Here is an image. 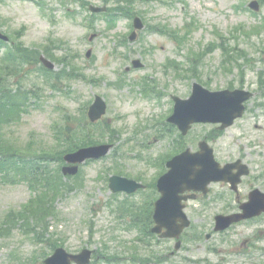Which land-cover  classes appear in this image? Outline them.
<instances>
[{
    "label": "rangeland",
    "instance_id": "1",
    "mask_svg": "<svg viewBox=\"0 0 264 264\" xmlns=\"http://www.w3.org/2000/svg\"><path fill=\"white\" fill-rule=\"evenodd\" d=\"M250 1L0 0V27L9 36L0 43V93L22 92L8 118L4 112L0 145L7 154L23 160L46 151L56 168L52 159L61 161L73 142L114 144L105 158L83 164L78 176L59 180L50 198L44 189L33 191V176L0 171V264L42 262L57 246L92 249L90 264H149L156 252L157 264H264V215L214 233L215 216L237 209L227 185L212 184L207 195L189 201L192 225L177 255L167 256L175 241L159 243L150 231L164 161L194 150L198 140L210 139L222 162L244 156L251 172L240 188L264 189V0L259 14L246 9ZM91 4L108 10L94 13ZM133 13L145 27L131 40ZM135 59L144 66L135 67ZM196 81L210 89L247 88L255 96L245 116L224 131L201 123L183 135L160 124L171 95L189 96ZM96 94L108 112L88 124ZM7 105L0 100V111ZM113 174L148 189L115 193Z\"/></svg>",
    "mask_w": 264,
    "mask_h": 264
},
{
    "label": "water",
    "instance_id": "2",
    "mask_svg": "<svg viewBox=\"0 0 264 264\" xmlns=\"http://www.w3.org/2000/svg\"><path fill=\"white\" fill-rule=\"evenodd\" d=\"M250 6L256 10L260 8L258 1H252ZM93 11H103L106 7L91 5ZM135 26L138 29L143 28L142 20L137 17ZM136 37L134 32L131 39ZM0 38L7 39V36L1 33ZM90 55V52H88ZM44 63L54 68V64L42 57ZM136 67L142 66L140 60H135ZM254 94L249 91H211L199 83L194 84V91L191 97L180 99L175 97L176 105L175 112L170 117V120L179 124V127L184 133H187L191 124L195 121L205 122H223L222 128L230 125L237 117L242 116L243 102L251 98ZM106 112V103L102 97L97 96L95 103L90 107L89 115L92 120H97ZM111 148V145L103 144L98 146H90L80 148L78 151L67 154L65 159L74 164L65 166L63 171L65 174H75L78 172L79 165L89 158H100L106 155ZM202 151L192 154L186 151L179 156H176L168 164L171 171L162 176L159 180L158 188L162 192V196L156 201L155 215L157 225L153 228L155 232H161L163 228H167L163 237H179L183 229L189 225L188 218L185 212L182 211V199L187 196H180V192L185 190H203L207 191V185L210 181L226 180L232 181L234 188L238 183L234 176L228 175L231 167L230 164L226 167H221L215 161L213 149L208 147L206 142L201 144ZM238 176V175H237ZM110 186L114 191L134 192L141 187L140 183L134 180H129L119 176L110 178ZM242 212L229 215H218L216 217V230H223L234 222L241 221L246 218L260 215L264 212V193L258 189L251 195V200L241 205ZM180 220L181 223L177 222ZM180 242L176 245L179 248ZM91 251L83 250L79 254H70L64 248L59 247L49 256L44 264H71L75 260L79 264H87L90 262Z\"/></svg>",
    "mask_w": 264,
    "mask_h": 264
},
{
    "label": "trees",
    "instance_id": "3",
    "mask_svg": "<svg viewBox=\"0 0 264 264\" xmlns=\"http://www.w3.org/2000/svg\"><path fill=\"white\" fill-rule=\"evenodd\" d=\"M10 52V51H9ZM9 56L13 57L16 55H13L12 52H10ZM2 93V94H1ZM0 93V100L6 99L8 103V110H3V112L0 111V134L2 133V125L3 120L6 117L8 118L9 111H12L16 106V100L21 96L22 92H14V90L8 89L7 91ZM29 103L23 102L22 106L26 107ZM5 112V113H4ZM12 118H10L11 120ZM77 141V140H76ZM79 147V145L76 142H73L71 146L67 148V151L75 150ZM64 151V152H65ZM36 154V153H35ZM31 158H27L25 155L22 156L24 158L23 160H20L19 156L16 155L13 152H10L7 154V148L0 145V171L8 170L9 173H14L15 171L22 174V177L28 178V176H33L31 179V185L34 190H39L41 188H44L46 195L48 198L52 196L53 191L58 190L59 186V180L64 177L59 172V170H56L52 168L50 165H48L50 160V154L46 151L39 152ZM28 159V160H26ZM46 197V198H47ZM28 205L25 206V208ZM45 209H49V206H47ZM43 209V210H45ZM32 213H34L37 208H34L33 206L29 209ZM26 216V219L30 223L28 216ZM1 231V228H0Z\"/></svg>",
    "mask_w": 264,
    "mask_h": 264
},
{
    "label": "flooded vegetation",
    "instance_id": "4",
    "mask_svg": "<svg viewBox=\"0 0 264 264\" xmlns=\"http://www.w3.org/2000/svg\"><path fill=\"white\" fill-rule=\"evenodd\" d=\"M162 120V118L159 120L160 122V124H163V121H161ZM239 120V119H238ZM238 120H236L235 121V123L238 121ZM218 128V127H217ZM177 129H178V127H177ZM205 140H207L209 143L211 142L210 141V139H208V138H206ZM200 141L201 140H198V145H199V143H200ZM197 149H198V147H197ZM196 149V150H197ZM177 153H179V152H175L172 156H170V157H168V158H166V160L164 161V171H163V173L164 172H166L167 170H168V167H167V164H168V160L171 158V157H173L175 154H177ZM222 164H231V163H234V165L231 167V171H229L228 172V175H231V176H234L235 177V179L236 180H240V182L238 183L239 185H236V189H234L233 190V184L231 183V182H225V181H220V182H217V183H220V184H222V185H227L231 190H233V193H234V197H235V200H236V205H237V209H235L234 211H236V210H239V208H240V206L243 204V203H245V202H247L250 198V196H251V193L253 192V190L254 189H256V188H259L260 190H262V191H264V189H262V188H260V187H257V186H251L250 188H249V190L247 191V190H243V189H241L240 188V185L243 183V181H244V178L246 177V176H248V175H246V176H243V177H238L237 176V174L240 172V173H242V174H244V173H246V172H249V169H250V165L248 164V162H246V159H245V157L244 156H242V157H239V158H237V159H235V160H231V161H226V162H222V161H220ZM244 165H247V166H244ZM251 170V169H250ZM211 184H215L214 182L213 183H211ZM147 187V186H146ZM211 188V187H210ZM147 189H148V187H147ZM209 191H210V189H208V191H207V193H203V192H197V193H194V192H187V195H192V196H194V197H196L194 200H199V199H201L203 196H205V195H207L208 193H209ZM160 196V194L157 196V198ZM154 198V197H153ZM157 198H155L154 199V202L156 201V199ZM154 202H153V204L152 205H154ZM152 203V202H151ZM185 210L189 207V202L187 201L186 203H185ZM232 212V211H231ZM154 211H152L151 213H150V217H151V219H152V221H153V216H154ZM264 214H261L260 216H258V217H261V216H263ZM254 218H257V217H254ZM242 222V221H241ZM191 225H192V221H191ZM190 225V226H191ZM234 225H236V224H234ZM233 225V226H234ZM188 228H190V227H188ZM187 228V229H188ZM187 229L182 233V235L180 236V238L179 239H176V238H163V237H161V235L159 234H157L158 235V242L159 243H162V242H164V241H166V240H170V241H175V250H169L168 251V254H167V256H170V255H177V252H179L180 251V249H181V247L183 246V239L182 238H184V236H185V234L187 233ZM151 231V230H150ZM224 231H226V230H223L222 232H224ZM152 232V231H151ZM221 231H219V232H214V233H220ZM207 239H211V238H214V236H213V234L212 233H208L207 234ZM151 238H154L153 237V235L151 234ZM254 238H256V239H259V237H254ZM156 241V242H157ZM180 242V246H179V248L180 249H176V245L178 244ZM243 245H246V246H248L249 245V240H245L244 242H243ZM258 249H262V248H260V247H257ZM150 259H151V261L149 262V264H157V261H153V260H156L157 258H158V256H157V252L153 255V256H150L149 257ZM255 258V256H253V259ZM250 258H246L245 260H249ZM252 259V260H253ZM158 260V259H157ZM165 261L167 260V259H164ZM244 260V261H245ZM251 260V259H250ZM163 260L162 259H160V261L159 262H162ZM236 261V263L235 264H239V262H238V260L236 259L235 260ZM251 263L253 264V262L251 261Z\"/></svg>",
    "mask_w": 264,
    "mask_h": 264
}]
</instances>
